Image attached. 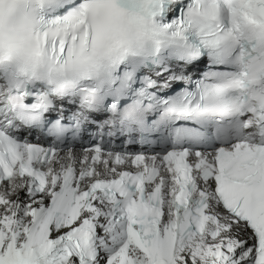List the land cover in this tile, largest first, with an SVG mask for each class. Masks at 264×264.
Returning <instances> with one entry per match:
<instances>
[{
  "label": "snow or ice",
  "instance_id": "6c2138e0",
  "mask_svg": "<svg viewBox=\"0 0 264 264\" xmlns=\"http://www.w3.org/2000/svg\"><path fill=\"white\" fill-rule=\"evenodd\" d=\"M0 264H264V0H0Z\"/></svg>",
  "mask_w": 264,
  "mask_h": 264
}]
</instances>
